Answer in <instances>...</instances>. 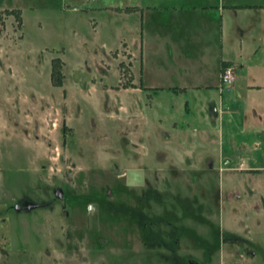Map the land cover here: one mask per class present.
Masks as SVG:
<instances>
[{"label":"rangeland","instance_id":"rangeland-1","mask_svg":"<svg viewBox=\"0 0 264 264\" xmlns=\"http://www.w3.org/2000/svg\"><path fill=\"white\" fill-rule=\"evenodd\" d=\"M131 4L146 2L0 0V264H264V226L250 216L245 230L231 216L235 185L224 179L216 193V157L177 160L179 146L165 142L151 115L134 119L129 65L110 57L127 30L133 46L149 26L145 7L116 10ZM134 56L136 84L163 80L161 57L145 52L141 61L137 48ZM54 57L61 86L50 78ZM196 63L187 61L194 73ZM210 66L206 82L215 83ZM233 84L219 96L236 108Z\"/></svg>","mask_w":264,"mask_h":264},{"label":"crops","instance_id":"crops-1","mask_svg":"<svg viewBox=\"0 0 264 264\" xmlns=\"http://www.w3.org/2000/svg\"><path fill=\"white\" fill-rule=\"evenodd\" d=\"M145 2L144 7L149 14L145 35L141 28L139 44L131 46L129 39L134 30H127L128 37L122 40L119 51L116 48L110 56L112 59L120 57L129 65V84L124 86V90L130 87L136 99L134 119L141 124L146 118L145 111L151 115L165 142L179 146L177 153L174 152L177 160L211 162L208 156L214 155L218 163L217 182L214 181L216 193L219 195L224 179L235 185L234 191L228 194L238 200L230 209L231 216L242 223L245 230L249 228L250 216L264 226V59L257 61L258 53L262 51L264 54V0ZM144 7L131 4L116 10L143 14ZM157 15L163 17L162 25L158 20L152 22ZM136 48L141 61L145 52L164 60L163 64L169 67L163 80L150 79L146 83L147 78H144L138 84L133 81L131 66ZM108 55L104 54V57L108 59ZM190 57L201 61L195 65L197 73L187 65ZM168 58L172 59L176 70H171ZM209 62L210 67L214 66L216 70L215 83L206 82L209 69L203 67ZM223 65L231 67L233 82L227 90L220 91L218 83ZM188 78L194 82H188ZM234 80L238 81L236 92L240 97L236 108L230 107L219 96L222 92L234 90ZM165 100L168 101L165 108L167 126L159 117ZM140 103L142 106H138ZM224 129L230 140L229 146L223 143ZM209 171L216 178L213 164ZM241 182L247 191L237 190L236 185ZM218 213L220 208L215 215Z\"/></svg>","mask_w":264,"mask_h":264},{"label":"trees","instance_id":"trees-1","mask_svg":"<svg viewBox=\"0 0 264 264\" xmlns=\"http://www.w3.org/2000/svg\"><path fill=\"white\" fill-rule=\"evenodd\" d=\"M9 14H14V17L18 20L19 15L17 10H10ZM51 71H50V77L52 80V83L54 85H60L61 84V78L62 74L60 71V61L57 58L52 59L51 61Z\"/></svg>","mask_w":264,"mask_h":264},{"label":"built area","instance_id":"built-area-1","mask_svg":"<svg viewBox=\"0 0 264 264\" xmlns=\"http://www.w3.org/2000/svg\"><path fill=\"white\" fill-rule=\"evenodd\" d=\"M233 82V72L229 65H223L220 69L219 90H227Z\"/></svg>","mask_w":264,"mask_h":264},{"label":"flooded vegetation","instance_id":"flooded-vegetation-1","mask_svg":"<svg viewBox=\"0 0 264 264\" xmlns=\"http://www.w3.org/2000/svg\"><path fill=\"white\" fill-rule=\"evenodd\" d=\"M55 195L60 196L59 193H57V194H55ZM88 206L90 207V205H88ZM137 210L139 211V209H137ZM141 214H142V213H141ZM135 216H136L135 220H137V218H138V215H137V214H136V215L133 214V215H132V218L135 217ZM131 220H132V219H131ZM135 220H134V221H135ZM132 223H133V222H132ZM142 224H143V223H142ZM145 226L149 227L147 224H146ZM2 252H4V251H3L2 249H0V253H2Z\"/></svg>","mask_w":264,"mask_h":264}]
</instances>
